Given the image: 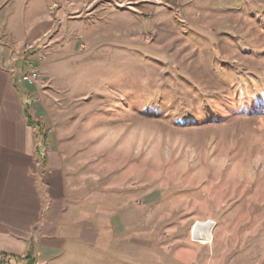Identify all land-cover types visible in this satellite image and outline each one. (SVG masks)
I'll use <instances>...</instances> for the list:
<instances>
[{
	"label": "rangeland",
	"instance_id": "obj_1",
	"mask_svg": "<svg viewBox=\"0 0 264 264\" xmlns=\"http://www.w3.org/2000/svg\"><path fill=\"white\" fill-rule=\"evenodd\" d=\"M28 2L8 38L72 194L146 230V264H264V0Z\"/></svg>",
	"mask_w": 264,
	"mask_h": 264
},
{
	"label": "crops",
	"instance_id": "obj_2",
	"mask_svg": "<svg viewBox=\"0 0 264 264\" xmlns=\"http://www.w3.org/2000/svg\"><path fill=\"white\" fill-rule=\"evenodd\" d=\"M28 7V0H0V251L22 264L28 256L37 264H146L144 248L155 244L146 230L129 232L123 219L102 217L72 194L64 155L48 123L44 156L37 154L36 129L28 124L26 108L30 103L34 119L42 118L41 101L23 79L37 51L24 53L20 39L8 38L15 31L10 15Z\"/></svg>",
	"mask_w": 264,
	"mask_h": 264
},
{
	"label": "trees",
	"instance_id": "obj_3",
	"mask_svg": "<svg viewBox=\"0 0 264 264\" xmlns=\"http://www.w3.org/2000/svg\"><path fill=\"white\" fill-rule=\"evenodd\" d=\"M238 83V82H237ZM237 83H232L233 85H237ZM252 96L257 97L258 99L264 97V92L262 93V89L259 90H254L251 92ZM254 102H260V101H253ZM246 104H248L246 102ZM254 106V104L252 105ZM261 106V104H260ZM251 109L249 107V110L247 112H250ZM26 116H27V121L29 125H32L35 129H36V133H35V137H36V149H37V154L38 156H44V148L48 142V135L47 132L44 131V127L34 119V117L31 115L30 113V103L27 104V108H26ZM178 121H176L175 123H177ZM44 159V158H43ZM27 263L28 264H34L35 263V259L32 258L31 256H28L26 258Z\"/></svg>",
	"mask_w": 264,
	"mask_h": 264
},
{
	"label": "built area",
	"instance_id": "obj_4",
	"mask_svg": "<svg viewBox=\"0 0 264 264\" xmlns=\"http://www.w3.org/2000/svg\"><path fill=\"white\" fill-rule=\"evenodd\" d=\"M38 78H40L39 73L36 71V69L33 66L29 68L26 74L25 73L23 74V79L27 80L30 83L34 82ZM0 264H22V263H20L14 256L0 251Z\"/></svg>",
	"mask_w": 264,
	"mask_h": 264
},
{
	"label": "bare ground",
	"instance_id": "obj_5",
	"mask_svg": "<svg viewBox=\"0 0 264 264\" xmlns=\"http://www.w3.org/2000/svg\"><path fill=\"white\" fill-rule=\"evenodd\" d=\"M212 221L197 222L193 228V234L197 241L209 242L211 240Z\"/></svg>",
	"mask_w": 264,
	"mask_h": 264
}]
</instances>
